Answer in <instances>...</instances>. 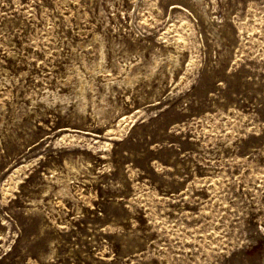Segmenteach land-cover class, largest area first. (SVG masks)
Returning a JSON list of instances; mask_svg holds the SVG:
<instances>
[{"label": "rangeland", "instance_id": "obj_1", "mask_svg": "<svg viewBox=\"0 0 264 264\" xmlns=\"http://www.w3.org/2000/svg\"><path fill=\"white\" fill-rule=\"evenodd\" d=\"M0 264H264V0H0Z\"/></svg>", "mask_w": 264, "mask_h": 264}]
</instances>
